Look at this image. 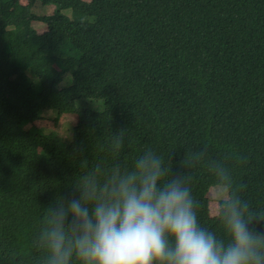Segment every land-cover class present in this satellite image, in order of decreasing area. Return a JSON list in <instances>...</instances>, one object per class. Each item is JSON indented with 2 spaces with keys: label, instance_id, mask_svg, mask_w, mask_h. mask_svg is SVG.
Here are the masks:
<instances>
[{
  "label": "trees",
  "instance_id": "obj_1",
  "mask_svg": "<svg viewBox=\"0 0 264 264\" xmlns=\"http://www.w3.org/2000/svg\"><path fill=\"white\" fill-rule=\"evenodd\" d=\"M44 111L72 117L69 134L34 126ZM204 144L247 158L229 166L264 211V0H0V264H38L46 209L82 171L147 148L176 171ZM192 175L200 223L223 236L212 177Z\"/></svg>",
  "mask_w": 264,
  "mask_h": 264
},
{
  "label": "clouds",
  "instance_id": "obj_2",
  "mask_svg": "<svg viewBox=\"0 0 264 264\" xmlns=\"http://www.w3.org/2000/svg\"><path fill=\"white\" fill-rule=\"evenodd\" d=\"M124 132L114 133L109 150L118 156ZM167 159L145 149L131 167L97 163L82 171L73 191L46 209L32 247L38 264H264V211L241 195L230 160L209 155V145L183 153L174 171ZM203 167L216 192L214 218L223 236L202 226L193 197V170Z\"/></svg>",
  "mask_w": 264,
  "mask_h": 264
},
{
  "label": "rangeland",
  "instance_id": "obj_3",
  "mask_svg": "<svg viewBox=\"0 0 264 264\" xmlns=\"http://www.w3.org/2000/svg\"><path fill=\"white\" fill-rule=\"evenodd\" d=\"M89 1V0H84ZM23 5H26L25 1H22ZM53 10L52 6L49 7H34L32 8V13L36 16H46L51 14ZM33 28L37 33H42L45 30V26L41 23L34 22L32 24ZM43 115L45 119L43 121H38L34 124V126H38L41 128H46L48 130H53L57 132L61 136H65L69 134L71 125L73 123V118L69 116L59 115L56 116V113L53 111H44ZM49 117V118H48ZM216 199V192L214 187L209 190L208 200H209V213L211 216H214V200Z\"/></svg>",
  "mask_w": 264,
  "mask_h": 264
}]
</instances>
